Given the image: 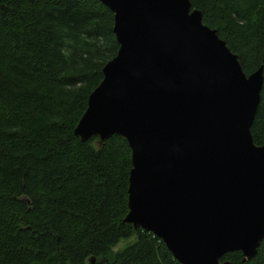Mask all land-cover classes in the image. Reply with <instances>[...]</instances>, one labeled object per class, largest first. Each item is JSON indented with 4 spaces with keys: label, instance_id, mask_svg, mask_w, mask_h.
I'll list each match as a JSON object with an SVG mask.
<instances>
[{
    "label": "trees",
    "instance_id": "1",
    "mask_svg": "<svg viewBox=\"0 0 264 264\" xmlns=\"http://www.w3.org/2000/svg\"><path fill=\"white\" fill-rule=\"evenodd\" d=\"M191 3L246 74L263 65L264 76V0ZM118 47L100 0H0V264H180L124 221L126 138L74 133ZM251 132L264 144V82ZM246 264H264V237Z\"/></svg>",
    "mask_w": 264,
    "mask_h": 264
},
{
    "label": "water",
    "instance_id": "2",
    "mask_svg": "<svg viewBox=\"0 0 264 264\" xmlns=\"http://www.w3.org/2000/svg\"><path fill=\"white\" fill-rule=\"evenodd\" d=\"M100 1L119 47L74 133L126 138L124 221L180 264H230L232 251L246 264L264 237V144L251 132L263 65L246 74L191 0Z\"/></svg>",
    "mask_w": 264,
    "mask_h": 264
}]
</instances>
